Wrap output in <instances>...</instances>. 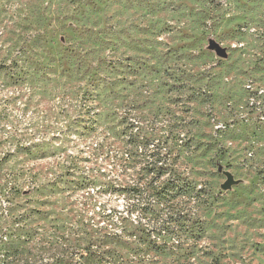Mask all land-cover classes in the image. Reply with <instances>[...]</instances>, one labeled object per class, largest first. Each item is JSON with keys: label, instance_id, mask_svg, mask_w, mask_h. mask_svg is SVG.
<instances>
[{"label": "rangeland", "instance_id": "rangeland-1", "mask_svg": "<svg viewBox=\"0 0 264 264\" xmlns=\"http://www.w3.org/2000/svg\"><path fill=\"white\" fill-rule=\"evenodd\" d=\"M0 264H264V0H0Z\"/></svg>", "mask_w": 264, "mask_h": 264}, {"label": "water", "instance_id": "water-1", "mask_svg": "<svg viewBox=\"0 0 264 264\" xmlns=\"http://www.w3.org/2000/svg\"><path fill=\"white\" fill-rule=\"evenodd\" d=\"M211 49L215 50L216 53L221 56V57H226V51L217 43L212 42L211 43ZM229 179L228 182H226V184L223 186L224 189H229L231 187V185L233 184V179L231 175H228Z\"/></svg>", "mask_w": 264, "mask_h": 264}]
</instances>
